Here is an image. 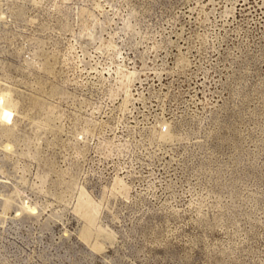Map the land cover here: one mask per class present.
I'll return each mask as SVG.
<instances>
[{"label": "rangeland", "instance_id": "rangeland-1", "mask_svg": "<svg viewBox=\"0 0 264 264\" xmlns=\"http://www.w3.org/2000/svg\"><path fill=\"white\" fill-rule=\"evenodd\" d=\"M0 264H264V0H0Z\"/></svg>", "mask_w": 264, "mask_h": 264}]
</instances>
